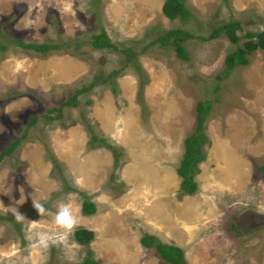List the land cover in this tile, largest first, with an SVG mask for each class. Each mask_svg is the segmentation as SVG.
<instances>
[{
  "label": "rangeland",
  "instance_id": "obj_1",
  "mask_svg": "<svg viewBox=\"0 0 264 264\" xmlns=\"http://www.w3.org/2000/svg\"><path fill=\"white\" fill-rule=\"evenodd\" d=\"M163 2L0 0V150L18 139L0 159V264H80L87 255L73 234L39 245L37 232L57 228L32 200L52 211L70 203L77 226L94 230L99 264H167L140 243L145 232L179 245L188 264H264V50L218 77L235 44L224 32L199 37L235 19L237 34L264 30V0H184L190 15L174 19ZM174 27L194 34L183 41L187 59L153 41ZM101 29L117 47L90 44ZM13 38L67 44L39 52ZM207 98L198 188L181 193L183 139ZM88 125L123 149L118 165L89 143ZM78 190L94 214L81 212ZM15 208L27 219L17 222Z\"/></svg>",
  "mask_w": 264,
  "mask_h": 264
},
{
  "label": "trees",
  "instance_id": "obj_2",
  "mask_svg": "<svg viewBox=\"0 0 264 264\" xmlns=\"http://www.w3.org/2000/svg\"><path fill=\"white\" fill-rule=\"evenodd\" d=\"M162 12L170 19L176 17L185 18L190 15L189 9L185 6L184 0H164L161 6ZM237 30H242L241 23L238 20L225 21L219 25L213 27L208 36L200 35L202 39L216 36L220 32H224L231 42L235 44V47L225 54L224 68L217 74L220 77L224 73H228L231 69L238 65H245L249 63V56L257 49L264 50V30L252 31L246 30L245 33L237 34ZM194 36L190 31L183 28L174 27L160 34L153 41H160L164 43L171 42L176 55L181 59L188 58V50L183 44V41L187 38ZM240 39L242 41L240 42ZM14 43L32 48L39 52H46L51 49L61 48L66 45L67 42H55V41H43V42H24L20 38H13ZM90 44L95 48L103 47H117L114 44L107 32L101 29L98 33L92 34V39ZM127 53L128 60H134L132 57L135 52L130 48H124ZM114 72V71H113ZM113 79V89L116 90V86ZM88 86L84 87L87 88ZM78 91L74 92L69 98L65 100L66 104L75 103ZM87 101H90L87 99ZM197 115H196V125L194 131L186 135L183 139L184 150L182 157L179 161V165L176 167L177 174L181 177L180 189L181 193H193L197 190V181L194 178V174L198 168V163L204 158V142L206 141V134L204 128V118L210 109L209 99H201L196 104ZM49 110H56V115H61L60 107L49 108ZM36 118V115L32 117V120ZM88 130L90 131V137L88 139L91 145H103L109 148L112 152L113 165H118L121 162L120 153L123 150L120 147H116L106 141L103 136H100L92 126L88 125ZM18 143V139L13 140L6 148L0 150V159L5 153H10L13 148ZM93 146V147H94ZM53 164L58 167L59 164L53 159ZM264 168V165H263ZM68 189H74L73 186L68 185ZM81 195V212L86 215H91L96 212V205L87 196L86 192L83 190H78ZM234 226V224H233ZM235 227V226H234ZM238 232L237 228H235ZM74 239L86 246L87 255L84 256L80 264H99V262L92 256V248L89 246L90 242L94 238V230L87 228L82 225H78L73 232ZM140 243L145 247H153L158 257L167 264H188L184 256L183 249L174 243H168L160 240L156 235L151 233H143L140 237Z\"/></svg>",
  "mask_w": 264,
  "mask_h": 264
},
{
  "label": "clouds",
  "instance_id": "obj_3",
  "mask_svg": "<svg viewBox=\"0 0 264 264\" xmlns=\"http://www.w3.org/2000/svg\"><path fill=\"white\" fill-rule=\"evenodd\" d=\"M32 206L40 217L45 215L51 216L57 228V232L54 235L42 231L36 233L35 239L38 244L43 247H47L49 241L55 240L61 243L66 242L68 237L73 234L75 228L77 227V217L74 215L70 203L63 201L60 202L56 206L55 211L46 208L43 203L37 200H32ZM13 216L17 222H23L27 219L24 214L18 210V208L14 209Z\"/></svg>",
  "mask_w": 264,
  "mask_h": 264
}]
</instances>
